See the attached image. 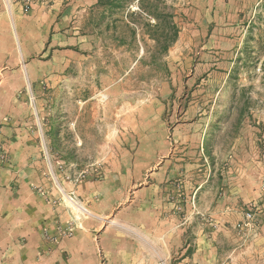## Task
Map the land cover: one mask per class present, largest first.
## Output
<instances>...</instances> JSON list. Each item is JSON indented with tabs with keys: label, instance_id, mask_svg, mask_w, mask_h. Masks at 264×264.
Returning a JSON list of instances; mask_svg holds the SVG:
<instances>
[{
	"label": "rangeland",
	"instance_id": "rangeland-1",
	"mask_svg": "<svg viewBox=\"0 0 264 264\" xmlns=\"http://www.w3.org/2000/svg\"><path fill=\"white\" fill-rule=\"evenodd\" d=\"M251 3L0 0L4 46L25 70L20 14L26 61L53 77L8 79L4 50L0 264H194L200 247L231 264L223 231L264 225V1Z\"/></svg>",
	"mask_w": 264,
	"mask_h": 264
},
{
	"label": "crops",
	"instance_id": "crops-1",
	"mask_svg": "<svg viewBox=\"0 0 264 264\" xmlns=\"http://www.w3.org/2000/svg\"><path fill=\"white\" fill-rule=\"evenodd\" d=\"M250 1V0H249ZM264 0H251V4L253 5V7L258 8L261 3ZM2 25L7 23V21L2 18L1 20ZM16 23H17V27L18 29L21 31L22 33V37L19 38L20 40V44H21V49H22V59L24 62H26V64L24 65L25 70L21 68V65L19 64L21 62V58L20 57H15L16 52L14 51L13 46L9 47L6 45L4 46L3 41L0 38V65H2L4 63V50L10 51L12 52V62H13V67L10 68L8 66V68L13 69V71H15V75L13 73L12 76H8V79H12V77L16 76L18 78H21L24 76L25 71L31 76H36V78L38 79H45L47 78V69H39L38 73L36 74V71L34 70L35 67L34 65H32L30 62L26 61L28 55L30 54V51L28 49V44H27V39H26V35L22 32V30L25 28V25L27 23V21L21 17L20 14H18V17L16 19ZM9 33V32H8ZM8 42L10 43L13 39L11 36H9V38L7 39ZM16 65V66H15ZM16 69V70H15ZM48 78H53V77H48ZM8 84H12V80L8 81ZM12 89H10V93H11V99H9L8 101H10V104H13L15 102H13V95L18 91H20L21 88H23V85H14V82L12 84ZM7 101V103H8ZM91 186L87 185L86 187H80L79 189V194L82 196H84V198H86L87 196H89V191H90ZM262 218H264V215L262 216ZM231 221H239L241 219V217H231L229 218ZM224 235L221 234V238H225V242H228L227 244H229L231 246V264H255L257 262V259H259V261L264 260V225H260V227L258 229L255 230H247V231H243V232H239L235 229H230V230H224ZM96 234L99 235L101 241L100 244L101 246L107 250L109 248V246L107 247L105 245L107 239H108V233L107 231H102V232H97ZM86 238L87 241L89 239L92 238V234L91 232L88 231H84L81 233H77L76 235V242H79V238ZM217 248H211V250H204L203 247H200L199 251L194 255L193 258V263L194 264H223L224 262V254L217 251ZM191 261V260H190Z\"/></svg>",
	"mask_w": 264,
	"mask_h": 264
},
{
	"label": "built area",
	"instance_id": "built-area-1",
	"mask_svg": "<svg viewBox=\"0 0 264 264\" xmlns=\"http://www.w3.org/2000/svg\"><path fill=\"white\" fill-rule=\"evenodd\" d=\"M255 217V213L252 212V209L246 214V220L244 221V223H238L237 224V228H245V227H249L252 225L253 220Z\"/></svg>",
	"mask_w": 264,
	"mask_h": 264
}]
</instances>
